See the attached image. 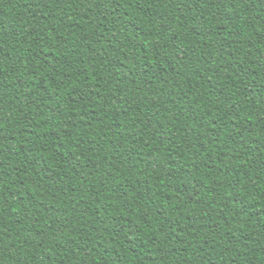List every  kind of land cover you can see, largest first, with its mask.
Instances as JSON below:
<instances>
[{
	"label": "trees",
	"instance_id": "trees-1",
	"mask_svg": "<svg viewBox=\"0 0 264 264\" xmlns=\"http://www.w3.org/2000/svg\"><path fill=\"white\" fill-rule=\"evenodd\" d=\"M0 264H264V0H0Z\"/></svg>",
	"mask_w": 264,
	"mask_h": 264
}]
</instances>
